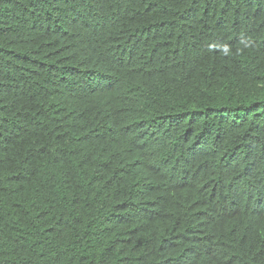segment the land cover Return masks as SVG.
<instances>
[{
    "label": "trees",
    "instance_id": "1",
    "mask_svg": "<svg viewBox=\"0 0 264 264\" xmlns=\"http://www.w3.org/2000/svg\"><path fill=\"white\" fill-rule=\"evenodd\" d=\"M0 264H264V0H0Z\"/></svg>",
    "mask_w": 264,
    "mask_h": 264
}]
</instances>
